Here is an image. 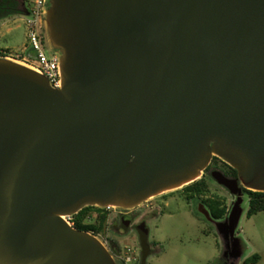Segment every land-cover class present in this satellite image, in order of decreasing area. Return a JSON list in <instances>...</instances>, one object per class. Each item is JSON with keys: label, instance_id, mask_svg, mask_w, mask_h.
<instances>
[{"label": "water", "instance_id": "obj_1", "mask_svg": "<svg viewBox=\"0 0 264 264\" xmlns=\"http://www.w3.org/2000/svg\"><path fill=\"white\" fill-rule=\"evenodd\" d=\"M45 30L61 88L0 56V264H118L66 216L135 209L214 157L236 200L202 212L239 264L243 189L264 192V0H47Z\"/></svg>", "mask_w": 264, "mask_h": 264}, {"label": "rangeland", "instance_id": "obj_2", "mask_svg": "<svg viewBox=\"0 0 264 264\" xmlns=\"http://www.w3.org/2000/svg\"><path fill=\"white\" fill-rule=\"evenodd\" d=\"M17 1L22 6L23 0ZM35 1H26L28 11L34 8ZM27 21L28 16L14 15L0 22V56L20 59L27 55L30 49ZM44 32L46 34V30ZM45 52L47 56L52 54L50 47H46ZM205 175L208 177L209 173ZM215 184L211 182L212 192L226 195L229 202L234 199L229 192ZM180 190L182 189L152 198L135 209L125 211L111 207L108 209L106 231L98 237L109 249L113 245L112 241L117 242L120 248L115 247V251L119 250L121 255L130 249L136 258V264H139L142 252L140 238L137 232L121 228L119 214L127 211L134 215L157 212L158 217L147 222L152 255L146 264H227L226 258L221 263L224 247L217 229L199 213L200 204L186 202ZM244 207L245 213L237 235L243 239L246 250L244 259L239 264H264V211L249 218L248 197H245ZM256 256H259L257 263L254 262ZM247 258L249 260L244 262Z\"/></svg>", "mask_w": 264, "mask_h": 264}, {"label": "trees", "instance_id": "obj_3", "mask_svg": "<svg viewBox=\"0 0 264 264\" xmlns=\"http://www.w3.org/2000/svg\"><path fill=\"white\" fill-rule=\"evenodd\" d=\"M26 1L25 6L22 7L19 5L17 0H0V22L3 19L10 18L14 15H25V13L28 12ZM211 166L221 167L227 174H232L237 177V170L217 157L213 158ZM180 191V193L186 194L187 196L206 195L208 187L205 177L188 186H185ZM247 194L249 196V210L247 216L250 218L264 211V192L247 191ZM205 203L215 220H221L224 218L227 213V207L224 205L220 197L215 196V198H209L205 200ZM75 220L76 228L91 232L92 234L98 236L106 231L108 213L107 210L98 207H86L75 215ZM112 242V250L115 251V247L118 249L120 248L117 242ZM258 259L259 256H256L254 262L257 263ZM248 260L249 258L245 259L244 262ZM139 264H146V262L145 260H142Z\"/></svg>", "mask_w": 264, "mask_h": 264}, {"label": "built area", "instance_id": "obj_4", "mask_svg": "<svg viewBox=\"0 0 264 264\" xmlns=\"http://www.w3.org/2000/svg\"><path fill=\"white\" fill-rule=\"evenodd\" d=\"M47 7V0H36L35 6L31 11H28V29H29V43L30 49L27 51L26 56H22L18 60L28 66L33 67L39 72L43 73L49 79L51 85L55 89L61 88L62 76L59 67L58 55L52 52L51 56H47L45 48L49 47L45 30V13ZM10 58V57H9ZM14 59V58H12ZM111 207L106 208V210ZM66 220L72 227H76L75 215L66 216ZM112 247V246H111ZM113 254L118 264H136V258L134 254L127 249V251L121 255L120 251H114L109 249Z\"/></svg>", "mask_w": 264, "mask_h": 264}, {"label": "flooded vegetation", "instance_id": "obj_5", "mask_svg": "<svg viewBox=\"0 0 264 264\" xmlns=\"http://www.w3.org/2000/svg\"><path fill=\"white\" fill-rule=\"evenodd\" d=\"M211 165H212V163L205 170V173H209V176L207 177L205 175V173L203 175V177H205V179H206V183H207V187H208L207 194L206 195H202V196H187L186 194L181 193V196L188 203L194 201V202H197L196 205L197 204H200V211H199V213L201 215H203V216H204V214L202 212L203 211V208L208 209V207H207V205L205 203V200H207L209 198H215V196L220 197L221 200L223 201L224 205L227 207V213L225 214L224 218L221 219V220H224L228 216V214L230 212V209H231L234 201L236 200V197L232 195L231 191L227 187H225V186L217 183L213 179L212 173H214L216 171H219L226 178L232 179V180H235V179L237 180L238 179V172H237V177H235L232 174H227L225 172V170H223V168L216 167V166H211ZM212 181L216 183L215 184L216 186H219L220 188H223L224 190H226L227 192H229L234 197V199L231 202H229V198L226 195H221V194L212 192V185H211V182ZM247 191H250V190L245 189V188L243 189V192L245 193V197H246ZM107 213H108V219H109V211L108 210H107ZM119 217H120V222H121V228L123 230L129 231V232L130 231L131 232L132 231L137 232V234H138V236L140 238V245H141V250H142V252H141V261L140 262H142V260H145V262L147 263V259L152 255L151 247L149 246V241H148L149 234H150V230H149V227H148L147 222H149V220H153L154 218H157L158 217L157 212H151L149 215L148 214H144V215H134V214H132V212L127 211V212H124V213L121 212L119 214ZM113 225L114 224H112V229H113ZM235 255H236V253L234 254L233 248H231L230 250L227 251L226 260H228V263L229 264L234 263V257H235Z\"/></svg>", "mask_w": 264, "mask_h": 264}]
</instances>
